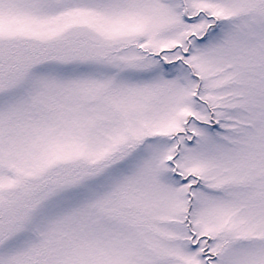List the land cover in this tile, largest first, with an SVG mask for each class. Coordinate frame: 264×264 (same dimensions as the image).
I'll use <instances>...</instances> for the list:
<instances>
[{
	"label": "snow or ice",
	"instance_id": "1",
	"mask_svg": "<svg viewBox=\"0 0 264 264\" xmlns=\"http://www.w3.org/2000/svg\"><path fill=\"white\" fill-rule=\"evenodd\" d=\"M0 264H264V0H0Z\"/></svg>",
	"mask_w": 264,
	"mask_h": 264
}]
</instances>
